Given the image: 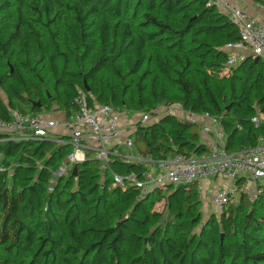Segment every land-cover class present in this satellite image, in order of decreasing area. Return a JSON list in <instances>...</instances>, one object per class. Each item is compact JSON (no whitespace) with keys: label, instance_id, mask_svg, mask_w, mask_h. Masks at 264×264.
Instances as JSON below:
<instances>
[{"label":"trees","instance_id":"obj_1","mask_svg":"<svg viewBox=\"0 0 264 264\" xmlns=\"http://www.w3.org/2000/svg\"><path fill=\"white\" fill-rule=\"evenodd\" d=\"M208 2L0 0V119L11 120L12 109L36 113L54 104L69 117L84 90L89 105L127 113L174 103L207 112L220 120L226 152L256 146L264 137V62L249 56L221 74L225 45L240 34ZM154 115L133 136L144 158L210 152L198 123ZM5 137L0 264H264V186L255 202L243 193L204 222L199 182L145 194L114 186L113 174L143 178L144 162H127L120 153L103 172L94 150L76 173L73 166L56 176L72 152L68 136Z\"/></svg>","mask_w":264,"mask_h":264},{"label":"built area","instance_id":"obj_2","mask_svg":"<svg viewBox=\"0 0 264 264\" xmlns=\"http://www.w3.org/2000/svg\"><path fill=\"white\" fill-rule=\"evenodd\" d=\"M214 4L231 17L240 34L238 41L228 42L225 45L228 60L227 66L221 74L229 75L233 67L239 65L249 56L259 58L264 62V24L247 10L233 4L231 0H209L208 5ZM75 102L78 110L69 117L66 116L61 122L47 118L42 113L25 114L12 109L11 120L0 119V135L6 136L3 139L15 140L49 137L53 128L62 126L68 130L72 152L67 157L64 168H60L56 172L59 173V176L68 173L74 165L84 161L89 150L95 151V156L100 160V168L103 172L109 169L112 156L121 153L127 162H144L146 170L143 172V178L137 177L134 173L125 177L113 174V185L135 186L141 190L142 194L167 184L180 186L223 177L226 184L218 185L210 196V202L217 212H222L243 193L247 194L250 202H255L263 192L264 137L262 135L259 136L256 146L228 153L224 149L225 135L219 118L211 116L207 112L198 114L185 110L179 103H174L159 106L149 112L127 113L109 104L89 105L87 93L84 90H80ZM179 111L185 113V117L182 118L198 123L204 133H213L216 136L207 158L188 157L178 152L167 160L146 159L136 149L134 137L125 134L124 119L130 114L137 117L134 124L136 132L137 124L155 120L154 113L156 112L178 115ZM201 118L210 119L212 124L202 123ZM261 118L264 119V114H261ZM253 121L259 124L258 117L253 118ZM58 141L66 142L61 138ZM156 163H159L161 172H157ZM2 168L0 164V171ZM242 178H246L247 182L240 184L239 181Z\"/></svg>","mask_w":264,"mask_h":264},{"label":"crops","instance_id":"obj_3","mask_svg":"<svg viewBox=\"0 0 264 264\" xmlns=\"http://www.w3.org/2000/svg\"><path fill=\"white\" fill-rule=\"evenodd\" d=\"M231 1L235 2L239 7H241L243 9L247 10L248 12H250L252 15H254L258 19L259 22L264 24V6L260 5L259 3L255 2L254 0H231ZM2 96H3V98L5 100H7L6 95L4 93H2ZM54 105H57V104H54ZM61 110H62L61 112L63 113V116H62L61 120H59V118L57 119L59 121H63L66 118V116H67L66 112L63 109H61ZM46 112L47 111L44 108L42 111L36 112V113H42V114H45V116L47 118L54 119L51 116H48L46 114ZM30 113H35V112H30ZM178 115L181 118L185 117V113H183L181 111H179ZM136 121H137V117L134 116V115L132 117L127 116V118L124 119V123L125 124H124L123 127H124V130H125V134L130 133L129 136H134V133H135L134 124H135ZM201 122L204 123V124H212V121L210 119H207V118H203V119L201 118ZM199 127H200V131H201L203 142L207 143L209 145V147L211 148L213 142L215 141L216 136L213 133H204L202 131L201 126H199ZM214 127L217 128L216 125H214ZM64 131H65L64 129H62V130L61 129H57V130H55L54 135L51 134V137L58 138L60 136H63L64 135L63 134ZM64 136H68V134H65ZM225 140H226V138H225ZM225 140H224V142H225ZM126 152H128V151L126 150ZM208 154L203 156V157H199V158H207L209 156ZM155 168L157 169V172H161V168H160L159 163L158 164L156 163ZM206 182H210L211 183V185H210L208 190L205 187V183ZM245 182H247L246 178H242L239 181L240 184H244ZM199 184H202V185H199V187L201 189L202 199H203V193L208 195V197L210 198L211 192L214 191V189L218 185L226 184V180L223 177H216V178H211V179H207V180L201 181V182H199ZM240 196L241 195H239L236 200H238L240 198ZM211 213H215V212L211 211L210 214Z\"/></svg>","mask_w":264,"mask_h":264},{"label":"rangeland","instance_id":"obj_4","mask_svg":"<svg viewBox=\"0 0 264 264\" xmlns=\"http://www.w3.org/2000/svg\"><path fill=\"white\" fill-rule=\"evenodd\" d=\"M233 4H235V5H237L235 2H233V1H231ZM238 6V5H237ZM27 109L29 110L30 109V106H28L27 107ZM46 114L48 115V116H51L52 118H54V119H58L59 118V120H61V118H62V116H63V113L61 112L62 110H61V107L60 106H58V105H52L50 108H47L46 107ZM134 114H130L129 116L130 117H132ZM61 122V121H60ZM57 129H64L65 131L63 132V134L65 135V134H68V130L66 129V128H64V127H62V126H57V127H55V128H53V130H52V135H54V133H55V130H57ZM127 136H129L130 135V133H127L126 134ZM61 168H64V165L61 167ZM55 175L56 176H59V173H55ZM63 175V174H62ZM199 184V183H198ZM199 185H202V184H199ZM210 185H211V183L210 182H206L205 183V187H206V189L208 190L209 189V187H210ZM202 196V195H201ZM238 200H234L232 203H235V202H237ZM202 202H203V205H202V211H203V213H204V218H203V221H206L207 219H208V217H209V215H210V212L211 211H214L217 215H220L221 214V212H217V210L215 209V207L211 204V202H210V198L208 197V195H206V194H204L203 193V199H202ZM157 208L159 209V210H161V209H163V203H159L158 205H157Z\"/></svg>","mask_w":264,"mask_h":264},{"label":"water","instance_id":"obj_5","mask_svg":"<svg viewBox=\"0 0 264 264\" xmlns=\"http://www.w3.org/2000/svg\"><path fill=\"white\" fill-rule=\"evenodd\" d=\"M256 60L258 61L259 58H257ZM13 71H14V68H13V66H11V72H13ZM86 90H87L88 92L90 91V88L88 87L87 83H86ZM34 104L37 105V106H39V107H41V103H40V101H37V102H35ZM68 137H69V136H68ZM77 169H78V166H77V165H74V173H76ZM204 222H205V221H204Z\"/></svg>","mask_w":264,"mask_h":264}]
</instances>
